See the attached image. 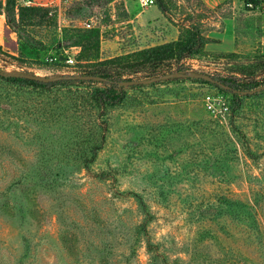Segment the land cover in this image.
Here are the masks:
<instances>
[{"label": "rangeland", "instance_id": "374dc122", "mask_svg": "<svg viewBox=\"0 0 264 264\" xmlns=\"http://www.w3.org/2000/svg\"><path fill=\"white\" fill-rule=\"evenodd\" d=\"M249 1L78 0L29 23L2 8L0 71L76 76L89 29L90 58H109L196 25L208 41L184 73L261 85L264 9ZM126 93L98 106L87 86L0 80V264H264V92L223 116L206 102L230 94L186 77Z\"/></svg>", "mask_w": 264, "mask_h": 264}, {"label": "trees", "instance_id": "16d2710c", "mask_svg": "<svg viewBox=\"0 0 264 264\" xmlns=\"http://www.w3.org/2000/svg\"><path fill=\"white\" fill-rule=\"evenodd\" d=\"M255 2L253 0H250ZM157 9L163 13L165 5L163 0H157ZM4 10L7 22H31L36 16H47L48 10L40 7L18 6L16 0H0V9ZM16 17L18 19L16 20ZM99 29L92 28L81 34L77 46L80 47L78 59L83 68L78 75L60 76L56 81L43 82L25 76V74H8L0 71V80L3 82L26 88H50L56 85H81L90 88V98L98 106H115L122 103L126 98V89L133 86H119L118 82L131 79H146L173 72H184L185 62L203 52L208 38L202 35L196 25H190L186 28L185 35H179V38L162 44L140 48L131 52H126L118 56L109 58H90L91 50L98 46L97 39ZM0 53H5L0 46ZM10 57L11 56L9 54ZM94 56V55H93ZM197 73V72H196ZM195 74V73H193ZM200 74V73H199ZM95 75L101 77V80L80 79L78 76ZM179 77L178 79H180ZM195 82H201L214 85L223 93L230 94V106L232 114L241 106V91L252 89L250 87L260 86L254 81L251 83L238 76L228 79L226 77H214L215 80L226 84L229 89H224L219 84L201 79L200 77L188 76ZM177 79V78H176ZM177 79V80H178ZM165 80L145 85H155ZM140 86H144L141 85ZM264 90L259 92L263 93ZM97 148L92 149V159L96 155Z\"/></svg>", "mask_w": 264, "mask_h": 264}, {"label": "built area", "instance_id": "2783aa9c", "mask_svg": "<svg viewBox=\"0 0 264 264\" xmlns=\"http://www.w3.org/2000/svg\"><path fill=\"white\" fill-rule=\"evenodd\" d=\"M78 1V0H16V8L18 6H28V7H40L48 10V15H52L54 12L59 11L61 7L67 3ZM154 0H139V3L142 5H153ZM249 8H262L264 9V2L259 4H255V2H248ZM86 27H91L90 23L84 24ZM65 62L67 64H72L74 62V58L70 56H66ZM211 100V99H210ZM206 106L210 112L214 113V115L223 116L229 111V102L227 99H223L222 95L217 94L215 98L211 101L206 102Z\"/></svg>", "mask_w": 264, "mask_h": 264}, {"label": "water", "instance_id": "95a60500", "mask_svg": "<svg viewBox=\"0 0 264 264\" xmlns=\"http://www.w3.org/2000/svg\"><path fill=\"white\" fill-rule=\"evenodd\" d=\"M25 76L29 77V78H33L39 81H43V82H50V81H56L60 78V76H37V75H33V74H26ZM188 76H193V77H200L203 80L206 81H210L213 82L215 84H219L220 86H222L224 89H229V86L218 81L217 79L215 80V78L209 74H199V73H184V72H173V73H168V74H163V75H159V76H155V77H150V78H146V79H131V80H122L119 81L118 84L119 86H133V85H145V84H151L154 82H159L162 80H168L171 78H179V77H188ZM78 78L80 79H86V80H103L101 79V77L99 76H95V75H82V76H78ZM261 90H264V83L261 84L258 87H255L254 89H249V90H243L241 91V94L243 95H247V94H254L257 92H260Z\"/></svg>", "mask_w": 264, "mask_h": 264}, {"label": "crops", "instance_id": "0c3cea01", "mask_svg": "<svg viewBox=\"0 0 264 264\" xmlns=\"http://www.w3.org/2000/svg\"><path fill=\"white\" fill-rule=\"evenodd\" d=\"M150 7L152 8V7H155V6L154 5H151Z\"/></svg>", "mask_w": 264, "mask_h": 264}]
</instances>
